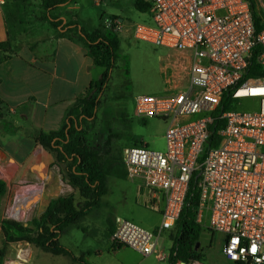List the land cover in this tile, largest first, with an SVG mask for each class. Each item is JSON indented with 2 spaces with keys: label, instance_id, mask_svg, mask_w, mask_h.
Wrapping results in <instances>:
<instances>
[{
  "label": "built area",
  "instance_id": "obj_1",
  "mask_svg": "<svg viewBox=\"0 0 264 264\" xmlns=\"http://www.w3.org/2000/svg\"><path fill=\"white\" fill-rule=\"evenodd\" d=\"M144 1L150 23L126 26L110 17L103 27L117 35L131 28L135 40L167 50L164 93L133 96L136 118L166 123L165 150L141 143L121 156L127 178L140 180L163 206L156 230L116 217L110 243L168 260L159 238L174 229L197 172L195 221L222 236L220 254L230 264H264V26L256 30L247 0ZM228 90L235 105L219 115V141L201 158L212 113ZM245 99L256 100L257 109L236 110Z\"/></svg>",
  "mask_w": 264,
  "mask_h": 264
},
{
  "label": "rangeland",
  "instance_id": "obj_2",
  "mask_svg": "<svg viewBox=\"0 0 264 264\" xmlns=\"http://www.w3.org/2000/svg\"><path fill=\"white\" fill-rule=\"evenodd\" d=\"M8 13L15 17L24 30H31V27L40 26L43 21L44 7L43 0H11L6 1ZM263 0H257L260 8ZM109 5V4H108ZM103 6H94L91 2L86 3L77 10V17L80 26L86 31L92 30L99 20ZM261 9V8H260ZM110 17L123 20L126 26L138 23H150L149 11L140 12L134 8L133 0H110ZM262 11V9H261ZM13 24V22H11ZM26 27V28H24ZM126 34L132 36L131 28H126ZM90 32V31H88ZM30 33L21 35L15 34V40L19 42L28 41ZM121 36V35H120ZM128 38V36H126ZM167 50L162 47H155L149 43L135 40L134 38L120 43L119 56L116 66L112 71L111 81L108 89L100 100L96 112V119L93 124L88 125V135H102V140L110 137V147L107 149V161L105 173L107 176V189L109 191L110 211L116 210L120 216L130 219L141 226L151 230L160 220L159 214L144 205L147 198V191L143 188L140 180L130 181L122 164L121 156L123 149L127 146L144 143L152 150H165L164 132L166 123L160 119L136 118L133 114V96L139 93L161 95L163 94V83L160 74V67L163 64V57ZM128 68L129 75L125 70ZM101 68L96 67L97 74ZM235 107L238 111H255L256 100H239ZM122 119L130 124L126 130ZM123 135L119 138L117 135ZM104 142V141H103ZM139 146V145H137ZM29 163H14L7 157L0 155V181H4L6 189L0 198V219H10L22 223L37 218L44 211L51 198L69 194L72 189L63 181L60 168L52 162L48 171L40 174L39 169L28 166ZM35 198V201L26 203ZM76 202L81 201L78 194H75ZM27 205V206H26ZM24 209V210H23ZM21 215L18 216V211ZM114 219V217H113ZM82 228V227H81ZM68 232L63 233L61 244L68 240L81 239L83 231L80 228L70 227ZM97 234H99L97 232ZM96 234V235H97ZM209 231L202 233L196 250L201 253L206 264H227L221 257L220 250L222 241L220 234L215 233V242L211 243ZM174 232L168 234L173 240ZM169 239L161 236L160 243L168 245ZM88 244H93L88 241ZM96 244V242H95ZM29 244L24 242L11 243L3 264H19L17 259L19 250L26 251ZM101 246H105L101 245ZM33 249V246H30ZM105 248V247H104ZM110 244V264H162L155 256L143 257L129 248L123 247L113 251ZM30 251V250H29ZM104 258L109 257L104 250ZM76 257H79L76 254ZM31 257V256H30ZM35 259V258H34ZM93 260V255L90 261ZM26 259V264H28ZM74 264H80L75 262Z\"/></svg>",
  "mask_w": 264,
  "mask_h": 264
},
{
  "label": "crops",
  "instance_id": "obj_3",
  "mask_svg": "<svg viewBox=\"0 0 264 264\" xmlns=\"http://www.w3.org/2000/svg\"><path fill=\"white\" fill-rule=\"evenodd\" d=\"M88 2L94 6H103L100 20L92 30L98 26H105L110 19V14H113L110 11V0H71L51 10L50 14L66 22L79 23L76 11ZM6 4V2L0 4V43L6 41L10 43L8 48L0 49V100L4 103L0 106V155L18 164L29 163L28 166H33L37 163L38 165H34L33 168L39 169L40 176L48 171L54 159L50 153L34 142L33 135L40 130L45 132L58 130L64 122L68 108L92 81L100 77L102 68L95 74L96 66L87 56L86 48L78 41L59 36L56 29L44 19L40 26L38 24L36 27L32 26L31 30H23L20 27L21 23L8 13ZM25 32L30 33L28 41L15 40L16 33L21 35ZM125 32L119 35L120 43L133 39V36ZM143 188L147 191L144 205H148L160 216L163 206L161 198L144 186ZM109 194L107 189L101 197L100 207L90 211L76 224L68 226L63 231L67 233V230L74 226L83 231L81 239L68 240L62 245L69 248L75 257L78 254L89 264H110L111 234L108 227L110 221L114 224L115 218L122 216L114 209L110 211ZM159 223L151 230H156ZM202 229V233L204 230L209 231L210 244L214 243L215 232L209 230L206 225L202 226ZM172 231L174 232V229L160 235L159 246L162 250L171 249L173 241L168 234ZM161 236L169 239L168 245L160 243ZM220 239L222 241L221 235ZM89 240L93 244L89 245ZM104 243L105 248L101 246ZM9 246L11 247V243L7 251ZM30 246L29 244V249L26 251L25 249L18 251L17 259L23 264H26V259L28 264L75 263L65 256L53 255L35 247L32 249ZM120 248L123 247L112 250L116 251ZM105 249L109 256L107 258H104ZM92 255L93 260L90 261ZM222 259L230 264L223 257ZM160 261L162 264H169L168 260Z\"/></svg>",
  "mask_w": 264,
  "mask_h": 264
},
{
  "label": "trees",
  "instance_id": "obj_4",
  "mask_svg": "<svg viewBox=\"0 0 264 264\" xmlns=\"http://www.w3.org/2000/svg\"><path fill=\"white\" fill-rule=\"evenodd\" d=\"M71 0H43V18L56 29L59 36L80 42L86 48L87 56L92 64L102 68L97 80L92 81L86 90L78 95L68 108L64 122L58 130L37 131L33 140L45 151L53 156L54 164L60 168V174L73 192L52 198L45 210L37 218L27 223L10 219H0V264H3L10 243L24 242L53 255H62L73 262L89 264L81 257H75L72 251L63 246L59 239L70 225L76 224L90 211L100 207L101 197L107 190V176L105 163L107 149L110 147V137L102 140V135H88L87 127L96 119V112L105 91L109 87L112 71L120 50V36L103 26H98L88 32L76 21L51 15L50 11L67 4ZM257 31L264 26V14L257 5V0H247ZM264 2V0H263ZM134 8L140 12H147L149 4L144 0H133ZM9 41L0 43V49L9 47ZM254 70V66L252 67ZM129 75L128 68L125 70ZM4 103L0 100V106ZM235 100L228 90L224 93L219 106L212 113L213 121L209 126V136L204 145L201 158L206 152L217 145L219 135L217 131L223 126L219 115L225 110L233 108ZM144 121V119H142ZM125 129H130L126 119H122ZM119 138L123 135H117ZM104 141V142H103ZM138 142L133 143L137 145ZM197 172L191 179L186 202L180 217L174 227L173 243L170 249L169 264L176 260L189 262L203 260L196 245L202 235V227L195 221L198 205L196 189ZM6 189L4 181H0V198ZM81 201L76 202L75 194ZM109 232L114 231V224L110 221ZM113 249H117L112 247ZM238 264V263H235Z\"/></svg>",
  "mask_w": 264,
  "mask_h": 264
},
{
  "label": "bare ground",
  "instance_id": "obj_5",
  "mask_svg": "<svg viewBox=\"0 0 264 264\" xmlns=\"http://www.w3.org/2000/svg\"><path fill=\"white\" fill-rule=\"evenodd\" d=\"M32 201H35V198L34 199H32V200H29V201H27L26 203H28V205H29V203L30 202H32ZM27 206V205H26ZM24 210V209H23ZM21 212H22V210L20 211H18V216H20L21 215ZM19 264H23L22 262H19Z\"/></svg>",
  "mask_w": 264,
  "mask_h": 264
}]
</instances>
